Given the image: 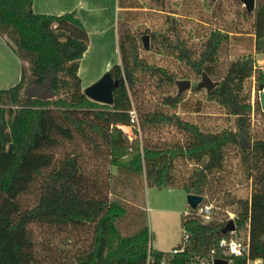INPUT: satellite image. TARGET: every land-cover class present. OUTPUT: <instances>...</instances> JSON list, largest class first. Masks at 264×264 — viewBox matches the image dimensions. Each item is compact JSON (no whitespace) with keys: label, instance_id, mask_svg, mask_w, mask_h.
I'll use <instances>...</instances> for the list:
<instances>
[{"label":"trees","instance_id":"16d2710c","mask_svg":"<svg viewBox=\"0 0 264 264\" xmlns=\"http://www.w3.org/2000/svg\"><path fill=\"white\" fill-rule=\"evenodd\" d=\"M33 2L0 0V35L13 43L23 62L20 81L0 88V264H146L149 227L122 232L119 221L129 209L110 196L114 175L110 168L131 177L145 173L150 185L183 188L213 201L219 192L215 185L224 181L229 169L230 149L238 153L245 179L252 180L251 195L238 198L228 191L223 200L214 201L221 213L226 209L236 213L237 234H246L249 255L238 257L237 264L259 259L264 264V137L253 136L251 122L252 113H261L262 107L260 102L253 104L245 91L246 82L254 77L258 90L264 86V72L257 73L254 55L233 59L220 74L217 62L231 38L229 32L212 30L197 53L176 26V30L169 28V34L160 39L161 47L198 74L207 72L220 79L208 91V99L234 116V128L205 132L177 113L139 109L145 133L166 126L185 137L164 145L138 138L130 143L122 126L133 125L130 90L136 92L139 75H152L158 86L175 83V77L140 57L136 36L122 35L118 43L121 63L109 68L119 79L114 101L104 104L90 99L80 75L81 60L89 48L88 29L75 10L60 15L39 13ZM255 8V48L256 53H264V0H256ZM181 100L182 94L167 95L162 102L176 108ZM64 142H76L79 147L57 155L56 149ZM83 148L90 151L89 158ZM92 154L102 162L98 176L88 166ZM106 165L110 179L101 181ZM34 226L76 234L74 240L81 243L75 244L78 252L53 257L48 255L47 247L53 246L48 241L40 245V254ZM224 226L191 221L188 228L195 249L218 241ZM161 254L155 252L158 258Z\"/></svg>","mask_w":264,"mask_h":264},{"label":"rangeland","instance_id":"374dc122","mask_svg":"<svg viewBox=\"0 0 264 264\" xmlns=\"http://www.w3.org/2000/svg\"><path fill=\"white\" fill-rule=\"evenodd\" d=\"M119 3L118 37L115 32L117 17L113 12V7L104 2L101 8L96 10L100 26L98 31L93 32V36L98 34V37H90L91 49L81 61L80 75L83 80V89L100 79L112 65L121 63L118 43L120 36L126 34L137 37L141 58L149 65L164 68L175 77V83L165 82L158 86L157 80L152 75H139L136 92L130 90L132 109L136 112L138 123L128 128L122 126L129 142L132 143L138 138L142 142L147 140L153 144L164 145L185 137L175 128L166 126L149 129L145 133L139 124V109L142 111L159 109L177 113L183 120L198 124L205 132L234 128V116H231L216 101L208 99L206 88L201 87L196 90L197 84L202 80V74H198L189 64L180 60L174 52L162 48L160 39L163 35L169 34L167 33L169 28L173 27V30H176L174 28L176 26L188 46L193 47L199 53L203 41L210 32L214 29H222L229 32L231 38L220 50L217 62L219 73L222 74L233 59L247 54H253L256 58L257 73L264 72V62L259 61L261 57H264V53H256L255 48L256 8L250 16L249 13L247 15L244 13L247 9L240 0H119ZM122 4L126 6L123 7ZM145 35L150 36L149 49L143 43L142 37ZM154 35L156 44H154ZM7 42L9 45L13 44L9 39ZM211 77L213 80L220 81V79ZM186 79L191 80L192 86L181 93L182 100L179 105L173 108L163 104L162 99L165 96L179 94L176 82ZM245 91L250 93V101L253 104L260 102L256 77L246 82ZM262 112H253L251 115L252 133L255 137H264V114ZM135 131H138V134ZM78 147L79 144L76 142H64L56 149L57 155L72 152ZM82 150L89 158L90 151L85 148ZM101 164L102 162L97 161L92 154L88 166L95 176H98ZM228 165L229 169L225 173L224 181L215 185V188L219 189L215 198L220 199L221 197L223 200L228 191L238 198L250 197L252 180L245 179V170L240 166L238 153L233 149L228 150ZM110 169L114 173L108 188L111 191L110 196L119 198L129 209L128 215L119 221L122 232L130 234L136 228L147 225L151 233L149 247L153 250L170 251L180 244L184 231L183 216L190 209L187 191L179 187L150 185L145 173L131 177L125 173L119 174L116 167ZM107 171L108 166L106 165L103 167V174L100 175L101 181L110 179ZM27 197L29 201L31 198ZM221 215L227 214L224 211ZM34 229L35 239L39 244L37 247L41 250L40 254H43L40 245L48 241L53 243L52 247H47L51 251L48 255H54L53 257L61 252L65 257V251L69 256L78 252L75 244L79 247L81 243L74 240L76 234L60 233L56 230L47 231L46 227L42 229L38 226H34ZM245 236V232H242L239 238L244 239ZM70 238L73 240L69 241ZM248 264H255V262Z\"/></svg>","mask_w":264,"mask_h":264},{"label":"built area","instance_id":"2783aa9c","mask_svg":"<svg viewBox=\"0 0 264 264\" xmlns=\"http://www.w3.org/2000/svg\"><path fill=\"white\" fill-rule=\"evenodd\" d=\"M130 113L133 125L138 123L135 110L131 109ZM221 211L214 201L202 200L196 208L190 207L183 216L184 231L180 244L170 251L153 250L148 245L146 264H214L216 258L227 259L228 264H237L238 257H248L249 243L246 239L239 238L237 234L236 213L226 209L224 211L227 215L222 216ZM193 220L206 225H226L230 220H234L236 229L224 234L218 241H213L208 248L196 250V241L193 240L192 232L188 228V224ZM155 252L162 254L158 258Z\"/></svg>","mask_w":264,"mask_h":264},{"label":"crops","instance_id":"0c3cea01","mask_svg":"<svg viewBox=\"0 0 264 264\" xmlns=\"http://www.w3.org/2000/svg\"><path fill=\"white\" fill-rule=\"evenodd\" d=\"M104 2L109 3L111 7H113V12L117 17V13H119L120 9L119 0H34L33 8L39 13L58 15L73 10L77 11V15L81 18L82 22L88 29L90 42V37L94 35L93 32L98 31L100 26V19L97 16L98 14H96V10L100 9L101 4ZM117 19L118 17L116 18L115 26L116 37H118ZM97 35L98 34H95L93 37H98ZM7 39L8 38L0 35V88H9L18 83L22 71L23 62L17 56L14 49L9 45ZM90 47L91 43L89 44L87 51H89ZM87 51L85 52L84 57L87 54ZM259 61L264 62V57H261ZM259 260L256 264L258 262L262 264V260Z\"/></svg>","mask_w":264,"mask_h":264},{"label":"water","instance_id":"95a60500","mask_svg":"<svg viewBox=\"0 0 264 264\" xmlns=\"http://www.w3.org/2000/svg\"><path fill=\"white\" fill-rule=\"evenodd\" d=\"M247 11L251 13L256 7V0H240ZM149 35L142 37L144 46L149 49ZM178 85V92L181 94L185 90L191 88L192 82L189 79L179 80L176 82ZM218 84L217 81L213 80L207 72L202 74V80L197 84L199 88H206L207 91H211ZM119 85V79H115L110 70H107L100 79L96 82L88 85L84 89V93L92 100L104 103L112 104L114 101V90ZM260 103L262 110L264 111V86H260ZM12 147V146H11ZM11 149V148H10ZM203 200V196L189 193L188 194V203L192 208H196ZM236 229L235 221L230 220L223 228L222 232L224 234L233 231ZM214 264H228V260L224 258H216Z\"/></svg>","mask_w":264,"mask_h":264},{"label":"bare ground","instance_id":"6f19581e","mask_svg":"<svg viewBox=\"0 0 264 264\" xmlns=\"http://www.w3.org/2000/svg\"><path fill=\"white\" fill-rule=\"evenodd\" d=\"M92 48H93V47H92ZM90 49H91V48H90ZM90 49H89V50H90ZM86 55H87V54H86ZM85 57H86V56H85ZM82 73H83V68H82ZM125 128H126V127H125ZM127 128H128V127H127ZM259 261H260V260H259ZM260 262H261V261H260ZM260 262H258V263H260ZM258 263H257V264H258ZM260 264H261V263H260Z\"/></svg>","mask_w":264,"mask_h":264}]
</instances>
